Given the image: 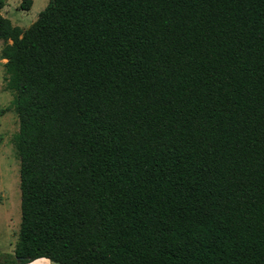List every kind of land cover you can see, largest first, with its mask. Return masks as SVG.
<instances>
[{
  "label": "trees",
  "instance_id": "obj_1",
  "mask_svg": "<svg viewBox=\"0 0 264 264\" xmlns=\"http://www.w3.org/2000/svg\"><path fill=\"white\" fill-rule=\"evenodd\" d=\"M4 6L0 264H264V0H48L27 29Z\"/></svg>",
  "mask_w": 264,
  "mask_h": 264
},
{
  "label": "rangeland",
  "instance_id": "obj_2",
  "mask_svg": "<svg viewBox=\"0 0 264 264\" xmlns=\"http://www.w3.org/2000/svg\"><path fill=\"white\" fill-rule=\"evenodd\" d=\"M29 11L19 9L20 0H4L1 15L13 26L27 29L48 0H32ZM2 42L0 41V49ZM0 58V257L13 254L20 223L19 160L13 146L18 119L9 109L13 93L5 88L4 64Z\"/></svg>",
  "mask_w": 264,
  "mask_h": 264
},
{
  "label": "crops",
  "instance_id": "obj_3",
  "mask_svg": "<svg viewBox=\"0 0 264 264\" xmlns=\"http://www.w3.org/2000/svg\"><path fill=\"white\" fill-rule=\"evenodd\" d=\"M28 264H55V263H52L49 260L42 258V259L34 260Z\"/></svg>",
  "mask_w": 264,
  "mask_h": 264
}]
</instances>
